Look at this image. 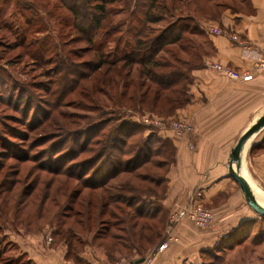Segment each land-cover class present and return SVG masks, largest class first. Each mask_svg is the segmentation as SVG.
I'll return each mask as SVG.
<instances>
[{
    "label": "rangeland",
    "instance_id": "374dc122",
    "mask_svg": "<svg viewBox=\"0 0 264 264\" xmlns=\"http://www.w3.org/2000/svg\"><path fill=\"white\" fill-rule=\"evenodd\" d=\"M97 1L89 2L93 6ZM133 1L107 3L103 22L110 25L127 17ZM217 1L165 0L153 15L157 21L150 24L145 21L142 6L138 8L136 18L141 16L146 23L143 29L146 42L148 36L160 34L179 16H194L200 26L185 31L180 41L165 46L157 54L156 60L161 64L157 73L168 71L169 62L179 69L183 59L196 66L210 59L207 54L211 53L212 45L207 22L217 8ZM222 1L232 5V0ZM79 9L77 18L62 0H0V135L13 143L11 152L0 145V163L5 165L3 168L0 165V264H42L39 261L45 259L52 264H90V261L122 264L134 257L144 258L136 261L140 264L149 260L158 244L167 241L166 247H158L161 252L171 242L183 241L179 232L181 223L193 234L202 230L206 233L223 220L222 212L215 213L216 203L206 202L202 188L194 189L181 207L168 208L162 204L168 191V172L176 157L175 148H167L168 138L142 118L188 119L180 113L188 103L181 96L184 105L172 110L162 98L161 102H154L156 88L160 91L164 88L154 82L150 73L156 70L150 64L120 60L110 67L108 74H103V70L92 72L89 62H96L98 55L85 40L90 31L75 28L74 19L87 26L94 9L87 11L84 4ZM138 33L120 32V48L105 50L106 58L118 60L126 51L137 56L132 47ZM193 71H189L183 83L193 80ZM68 80L71 84H63ZM146 89H149L147 101L142 103L141 92ZM175 90L176 96H180L179 88ZM52 105L57 107L51 113ZM123 122L124 130L115 133L122 151L108 148L107 156L109 151L119 153L129 162L125 167L128 170L113 171L111 158L106 161L109 170L104 169L101 178L94 177V173L79 178L81 167L97 165L93 157L101 145L96 142L108 141L109 130ZM130 123L142 127L135 128ZM95 125H103L105 130L100 134H95L96 128L87 130ZM83 130L90 135L93 152H80ZM134 130L138 133L129 136ZM144 141L153 150L144 148V153L135 155L133 150ZM158 148L161 152L156 155L154 151ZM139 161L142 164L136 168ZM104 178L107 180L99 187L82 183L83 179L102 183ZM12 181H16L13 186ZM34 187L33 195L28 196ZM261 188L257 189L263 191L260 194L264 197V185ZM195 191H200V195ZM130 200L148 217L138 215L135 205L128 206ZM241 202L242 198L237 197L238 211L233 210L232 215L252 214V220L248 219L256 229L247 233L238 247L215 250L213 254L203 252V264H264L261 230L264 216L256 213L247 201ZM42 203L45 205L41 208ZM236 220L237 217L232 219V224L244 221ZM35 233H42L39 240ZM185 235L191 236L190 232ZM186 237V241L191 240Z\"/></svg>",
    "mask_w": 264,
    "mask_h": 264
},
{
    "label": "crops",
    "instance_id": "0c3cea01",
    "mask_svg": "<svg viewBox=\"0 0 264 264\" xmlns=\"http://www.w3.org/2000/svg\"><path fill=\"white\" fill-rule=\"evenodd\" d=\"M221 12L219 18L207 22L208 27L214 25L223 30L220 34L209 32L212 51L207 54L208 58L250 71L252 76L247 81L234 80L217 72L205 61L193 71L194 77L189 84L191 99L180 113L193 123L194 131L183 137L176 136L172 130L162 131L173 144L176 157L168 172L167 195L161 202L168 208L181 207L194 189L202 188L206 202L216 203L215 213L222 212L223 220L206 233L202 230L193 234L185 223H181L179 232L183 241L179 244L171 242L161 252L158 244L149 260L140 264H203V252L238 247L244 236L256 229L249 221L252 214L232 215L233 210L235 213L238 211L236 198H242V202L247 200L229 171V161L231 150L242 133L264 115V69L256 70L254 67L255 59L264 51V0H232V5L223 6ZM233 35L242 41L233 39ZM236 164L239 170L245 166L244 175L238 172L245 176L263 204L258 193L263 191L258 189L264 185V128L245 144L240 161L234 163V168ZM236 217L238 223L244 221L240 225L232 224ZM189 232L191 240L186 241L185 234ZM41 234L35 233L37 240ZM210 242L213 243L206 246ZM136 261L134 257L122 264H138ZM39 262L52 264L49 259ZM90 264L94 262L90 261Z\"/></svg>",
    "mask_w": 264,
    "mask_h": 264
},
{
    "label": "trees",
    "instance_id": "16d2710c",
    "mask_svg": "<svg viewBox=\"0 0 264 264\" xmlns=\"http://www.w3.org/2000/svg\"><path fill=\"white\" fill-rule=\"evenodd\" d=\"M91 0H62V2L68 6L70 9H72V12L74 14L75 17H79V13H80V9L79 6L82 8L83 4L85 5V8L87 11H89L90 9L93 10V13L90 15L91 19H90V23L86 26L81 25L78 21L77 18L74 19V27L79 29L82 32H86L88 30V32L90 31V34L87 35L86 37V41L91 45L92 50H94V52L98 55V59L96 62L94 61H90L89 64L91 66V71L93 72H100L99 70H103V74H108V71H110V67L112 65H115V63L119 62L120 60H127L131 63H142V64H150L152 66V68L156 71H154L153 73H150L151 76L153 77V80L156 84H158L160 87L164 88L163 91H160L159 88H156L155 91V98H157V100H155V103H159L161 102L160 99L162 98V101L165 102V104H170L172 110H174L175 108L179 107V106H183L184 104H182L184 101L182 99V97H185V101L186 103H189L191 96L189 93V84L192 82V80H188V83H183L186 79H188V74L189 71H193L192 68H198L200 66L203 65V62L201 65L196 66L194 65L192 62H190V60H184L182 61V68L178 67H174L173 65H171V63H168L169 66V70L168 71H164V72H159L157 73V67L161 66V64L158 62V60H156V56L157 54L163 50L165 48V46L180 41L183 38V33L185 31L188 30H194L196 29V26L198 25V20L194 17V16H184V17H177L175 21H171L167 24V26L165 28H163L160 31V34H156L153 37L148 36V40L149 42H146L145 39H143V36H145L143 29H146V23H144L142 21V17L139 16V18H136V12L138 10V8H140L142 6V8L144 9L143 15L146 18V22L150 24V22H155L157 21V18H154L153 15L156 14V8L158 7L159 4L163 3L165 0H134L133 1V7L128 11H130L129 15L125 18H123L122 20L120 19L119 21L113 22L112 24H108L103 22V19L107 16L106 15V4L109 2H113L115 0H98L97 3L95 5H90ZM210 1V0H208ZM139 2H143L144 4H139ZM146 2V3H145ZM223 6H227L225 2H223L222 0H218L217 1V8L214 11V14H212V16H208L209 19H217L219 18L220 14L222 13V7ZM90 8V9H89ZM124 10V9H122ZM97 11H99V13H97ZM187 22L190 23V25L186 24ZM131 23V25L128 26V24ZM142 27V28H141ZM200 27V26H199ZM125 28V29H124ZM138 28V30H137ZM194 28V29H193ZM138 33V36H136L135 38H137L135 40V43L132 47V52H134L135 55H132L131 51H126L123 53L122 57L120 55V58H118V60H109L106 58V52L105 50L114 47V49H119L120 48V43H121V35H119V33ZM152 36V35H151ZM33 42H37V41H33ZM32 44V42L29 43V45ZM130 45V44H129ZM179 60V58L177 59ZM126 61V62H127ZM107 66V68H106ZM164 66V65H163ZM117 71H121V70H117ZM0 83H2V81H0ZM62 82H60L59 84H62ZM63 84H71V81L68 80L67 83H63ZM183 85V86H180ZM179 88L180 91V96H176L177 91L175 90V88ZM149 92V89H146L145 91L141 92V96L143 97L142 99V103H144L145 101H147L146 97L147 94ZM164 96V97H163ZM182 96V97H181ZM23 97V96H22ZM20 97V99L22 98ZM57 105H52L50 108L51 113L53 111L54 108H56ZM15 108H19V105H16ZM50 113V114H51ZM19 120V119H18ZM126 123H121L119 125H115V127L111 128V130H109V133L111 134L110 138L108 139V141L106 140L105 142H96V144L100 143L101 147L100 149L96 152L95 158L96 159V163L97 165H92L91 167L86 168L85 166L81 167L79 173L80 176L79 178L85 177L87 174H93L94 177L95 176H100V178L103 176L102 173L105 170H109L106 168V161L108 159L113 158V171H127L128 168L127 164L129 162L124 161L122 155H120L119 153L122 151V149L120 148V140L118 139V137H115V133L121 130H124ZM131 126L133 125L135 128L138 127H142L141 124H134V123H130ZM132 126V127H133ZM100 127V128H99ZM95 134H100V132L102 130H105V126L101 125H95L93 127H89L87 130H92L95 129ZM86 128H84L85 130ZM98 129V130H97ZM83 130L82 133V142L80 139V143H81V147L82 150L80 152H87L90 149V144L91 142V138L90 135H86L85 131ZM90 132V131H88ZM9 133V132H8ZM12 133V132H10ZM138 132L137 131H133L129 133V136L131 135H136ZM106 134V133H104ZM126 134V133H125ZM107 136V135H106ZM169 140V139H168ZM161 141V140H160ZM167 143V145H165ZM166 143L164 144L165 146H167V148H169L170 146L172 148H174L173 144L171 143V141H166ZM146 141L143 142V145L138 146L137 148H135L134 154L135 155H140L141 153H144V148H147L150 152L151 150H153V146H147ZM0 145L5 149H10L11 152L12 148H13V143L10 142L9 139L4 138L0 135ZM110 148L111 150H115L117 153L116 155L112 154V151H109V157L107 156V149ZM157 148V147H156ZM93 152V150H91ZM79 152V153H80ZM160 149H156V151H154V153L156 155L160 154ZM7 153V152H6ZM4 155V154H3ZM12 155L17 156V154L14 152H12ZM77 156V155H76ZM147 156V155H146ZM92 158V159H93ZM28 158H25L24 160H26ZM150 158H147L146 160L149 161ZM146 160H144L143 162H145ZM84 163L86 162L83 161ZM83 164V163H82ZM139 164V165H138ZM142 163H140V161L136 164V168L139 167ZM1 167L3 168L5 165H2V163H0ZM125 168V169H123ZM95 169L93 172L92 170ZM12 180H14L12 178ZM91 180V179H89ZM88 179L86 180H82V183L85 184L88 187H99L101 186L105 180H103V182H99V181H91L89 182ZM16 181H12V186L13 184L15 185ZM34 190H36V187H34L33 189H31L28 193V196H32ZM83 191H81L82 193ZM80 194V193H78ZM136 200V199H135ZM27 203H31V202H27ZM41 208L45 205V203L41 204ZM127 205L130 207H133L135 205L134 201L130 200L127 202ZM136 207V213L140 216L143 217H148L147 215L144 214V212H142L140 210V207L135 205ZM40 211V210H39ZM39 217H42V215L39 213ZM252 220V219H251ZM252 224V222H251ZM262 232H264V227H261ZM62 231V230H61ZM215 250H210V251H206L208 254H213Z\"/></svg>",
    "mask_w": 264,
    "mask_h": 264
},
{
    "label": "built area",
    "instance_id": "2783aa9c",
    "mask_svg": "<svg viewBox=\"0 0 264 264\" xmlns=\"http://www.w3.org/2000/svg\"><path fill=\"white\" fill-rule=\"evenodd\" d=\"M208 30L210 33H215V34H220L223 32L222 29H220L219 27L214 26V25H210L208 27ZM232 37L235 40L242 41L241 39L238 38L237 35H233ZM205 64L213 67L217 72H219V73H221V74H223V75H225L231 79H234V80L247 81L252 76V73L250 71L240 70V69L234 68L228 64H223L221 62L212 61L211 59H206ZM254 65L257 69L264 68V53L260 57L255 59ZM142 120L146 124L157 126L161 132L164 130H172L174 132V134L176 136H179V137L186 136V135H188L194 131V125L189 119L178 118V119H169L168 120L165 118L154 117V118L148 119V118L144 117V118H142ZM195 192H197L196 193L197 195H200V193H201L200 191H195ZM180 216H181V214H180ZM177 218H176V220H173V221H177ZM173 221H171V223H173ZM166 243H167V241L163 242L159 246V249H163L164 247H166L167 246Z\"/></svg>",
    "mask_w": 264,
    "mask_h": 264
},
{
    "label": "water",
    "instance_id": "95a60500",
    "mask_svg": "<svg viewBox=\"0 0 264 264\" xmlns=\"http://www.w3.org/2000/svg\"><path fill=\"white\" fill-rule=\"evenodd\" d=\"M263 128H264V115H262L256 121V123H254L252 126H250L246 131L242 133V135L237 140L236 145L231 150L230 161H229V171L232 174V176L236 179V181L239 183L249 205L253 208V210L256 213L262 216H264V205L257 199L255 193L253 192L251 186L246 181V179L243 176H241L238 171H236V169L234 168V163L240 161L242 150L245 144L249 141V139ZM143 260L144 258H141L138 259L137 262H141Z\"/></svg>",
    "mask_w": 264,
    "mask_h": 264
},
{
    "label": "bare ground",
    "instance_id": "6f19581e",
    "mask_svg": "<svg viewBox=\"0 0 264 264\" xmlns=\"http://www.w3.org/2000/svg\"><path fill=\"white\" fill-rule=\"evenodd\" d=\"M237 166H238V164H236V166H235V168H236V170L237 171H240V172H242V174H243V172H245L246 170H245V166H243V167H241V170H239V169H237ZM243 170V171H242ZM244 175V174H243ZM245 177V176H244ZM254 192V191H253ZM259 194H260V192H258ZM256 196V195H255ZM260 196L262 197V195L260 194ZM257 197V196H256ZM263 199H264V197H262ZM257 199H258V197H257ZM259 200V199H258ZM260 201V200H259ZM261 202V201H260ZM262 202H263V205H264V201L262 200Z\"/></svg>",
    "mask_w": 264,
    "mask_h": 264
}]
</instances>
